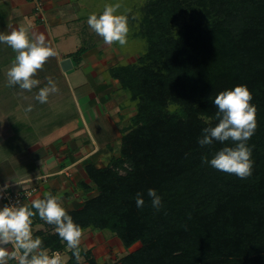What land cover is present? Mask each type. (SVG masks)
I'll list each match as a JSON object with an SVG mask.
<instances>
[{
  "label": "trees",
  "instance_id": "obj_1",
  "mask_svg": "<svg viewBox=\"0 0 264 264\" xmlns=\"http://www.w3.org/2000/svg\"><path fill=\"white\" fill-rule=\"evenodd\" d=\"M140 11L144 54L108 71L135 114L107 166L85 162L83 189L96 195L66 210L125 249L139 243L119 264H264V0H148ZM237 85L248 87L257 109L253 171L244 179L204 162L230 141L197 142L218 123L212 100ZM148 189L161 195L160 210ZM32 219L31 227H45L33 236L49 254L65 250L54 225ZM67 253L66 264H81ZM81 256L100 264L90 250Z\"/></svg>",
  "mask_w": 264,
  "mask_h": 264
},
{
  "label": "crops",
  "instance_id": "obj_2",
  "mask_svg": "<svg viewBox=\"0 0 264 264\" xmlns=\"http://www.w3.org/2000/svg\"><path fill=\"white\" fill-rule=\"evenodd\" d=\"M79 3V0H0V33L24 28L33 38L43 34L58 52L38 70L40 85L32 91L23 90L21 95L18 86L9 85L7 77L16 53L0 43V189L5 184L6 190L35 188L29 206L46 193L57 196L65 209L80 205L88 194L96 195L93 187L90 192L83 189L89 185L83 170L85 162L102 167L96 160L108 150L111 153L118 150L121 137L128 132L121 106L111 105L126 92L107 71L114 65L108 68L104 55L96 51L97 43L90 42L89 36L81 32ZM36 6L41 12H36ZM66 60L71 67L66 65L64 70L61 64ZM48 77L56 82L58 91L42 104L35 97L38 88L47 84ZM28 105H32L31 111H25ZM111 116L117 119L116 124L115 121L111 124ZM93 146L97 148L94 152ZM112 154L108 164L116 156ZM3 205L4 198L0 199V207ZM39 229L45 227L36 225L32 232ZM107 237H110L108 245L100 244L98 251L94 249L95 258L96 252L102 254L101 259L104 255L112 258L119 252L130 253L139 244L125 249L119 239ZM110 243L116 244L120 251L111 254ZM69 250L59 251L64 264ZM14 263L15 260L9 261Z\"/></svg>",
  "mask_w": 264,
  "mask_h": 264
},
{
  "label": "clouds",
  "instance_id": "obj_3",
  "mask_svg": "<svg viewBox=\"0 0 264 264\" xmlns=\"http://www.w3.org/2000/svg\"><path fill=\"white\" fill-rule=\"evenodd\" d=\"M121 7L117 0L105 4L101 13L88 16V25L106 44L118 42L124 46L128 42V10L120 12ZM0 43L8 45L16 53L7 77L9 85L18 86L21 95L23 90L32 91L40 85L41 81L36 77L38 70L43 69L50 57L58 55L43 34L33 38L24 28L14 29L9 34L0 33ZM57 91L56 82L48 77L47 84L38 88L35 98L43 104L48 101L51 93ZM252 99L246 85H237L233 89L219 92L212 100L217 108L218 123L214 127L203 128L197 141L201 147L215 141L222 144L230 141L231 146L225 144L210 160L205 158L204 162L218 171L235 174L241 179L251 176L253 171L252 147L248 141L257 127V109L255 104L250 103ZM31 110L32 105L25 109ZM7 187L5 184L0 189V199L4 198ZM147 195L151 198L152 207L160 210L163 204L161 195L155 189H148ZM135 203L137 208L144 206L142 193L136 194ZM37 214L40 219L55 226L54 230L61 241L66 242V248L72 250L77 262L81 261L80 243L86 229L74 222L57 196L46 193L43 199L33 200L30 206L13 202L0 207V264H9L10 260H15L17 264H64L61 253L52 252L49 255L50 250L42 246L41 238L33 236L32 218Z\"/></svg>",
  "mask_w": 264,
  "mask_h": 264
},
{
  "label": "rangeland",
  "instance_id": "obj_4",
  "mask_svg": "<svg viewBox=\"0 0 264 264\" xmlns=\"http://www.w3.org/2000/svg\"><path fill=\"white\" fill-rule=\"evenodd\" d=\"M79 8H80V14L78 18L80 19L78 22V25L80 24V27L82 29L81 32H85L86 37L89 36L88 39L92 40L90 42H96V51H100V54L104 55V63L108 68L112 65H127V64H134L137 59L144 54L146 49V43L145 40L140 37L139 35H136L138 33L140 18H141V7L144 6V4L148 0H119L122 7L119 10L120 12L127 11L128 15V24H129V34H128V42L126 45L121 46L118 44V42H113L112 44H106L103 42V38L100 37L95 33L94 30L90 28V26L87 23V19L89 14L91 13H101L103 11V8L105 4L108 3H115L117 0H79ZM139 15H136V14ZM187 21L188 20V13H184L180 16V21ZM77 25V24H76ZM85 40V39H84ZM89 42V43H90ZM109 71V70H107ZM119 103V106H121V115L124 116L123 120H126L125 123L129 126L130 124V117L135 114V104L130 101L128 93H121L120 96H118L115 100L112 101L113 107H116ZM169 110H174V107L171 106ZM109 113V112H108ZM108 115V114H107ZM110 116V115H109ZM113 116V115H112ZM111 116V124L113 125V122L116 124L117 119L112 118ZM114 119V120H113ZM109 121V120H108ZM109 123V122H108ZM116 128V126H114ZM113 127V128H114ZM114 128V129H115ZM114 133H118V131L115 129ZM116 144V143H115ZM84 145V144H83ZM116 146V145H115ZM92 151H96V147H92ZM119 149V148H118ZM110 152V153H108ZM115 155H117L118 150H116ZM111 151H107L104 154H101L98 160H96V163H98L100 166H106L109 162L110 157L113 155ZM10 190V189H9ZM92 194H88L87 197H91ZM76 206V205H74ZM111 236H115L110 233L109 231H97L93 228L86 229L80 243V248L83 251L90 250L92 253V256L94 257V249L96 248V251H98L100 244L108 245V240H110ZM91 246V248H90ZM110 249L111 254L120 251L119 248H117V245L114 243H110L108 246ZM140 247L139 244L134 246V248L137 250ZM107 249V247H105ZM97 253L96 261L100 264L106 263V264H119V259L123 256L127 255L128 253L119 252L116 253L112 258L107 257L104 255V258H102V254ZM105 253H107L105 251ZM98 258V259H97ZM68 259V258H64ZM105 259V260H104ZM81 264H87L84 259L80 261Z\"/></svg>",
  "mask_w": 264,
  "mask_h": 264
},
{
  "label": "built area",
  "instance_id": "obj_5",
  "mask_svg": "<svg viewBox=\"0 0 264 264\" xmlns=\"http://www.w3.org/2000/svg\"><path fill=\"white\" fill-rule=\"evenodd\" d=\"M29 1H33V0H29ZM35 10L37 13H39L41 12L42 9L39 6H36ZM36 191L37 190L35 188H28V187L15 189V190L14 189L6 190V192L4 193V204L18 202L19 204L22 205H28V203L31 201L33 194L36 193Z\"/></svg>",
  "mask_w": 264,
  "mask_h": 264
},
{
  "label": "water",
  "instance_id": "obj_6",
  "mask_svg": "<svg viewBox=\"0 0 264 264\" xmlns=\"http://www.w3.org/2000/svg\"><path fill=\"white\" fill-rule=\"evenodd\" d=\"M66 65H68L69 67H71V64H70V61H69V60L64 61V62L61 64V67H62L64 70H66V69H67Z\"/></svg>",
  "mask_w": 264,
  "mask_h": 264
}]
</instances>
